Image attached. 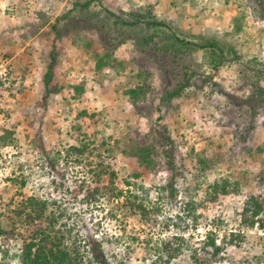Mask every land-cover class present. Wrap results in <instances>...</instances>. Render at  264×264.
Instances as JSON below:
<instances>
[{
	"label": "rangeland",
	"instance_id": "374dc122",
	"mask_svg": "<svg viewBox=\"0 0 264 264\" xmlns=\"http://www.w3.org/2000/svg\"><path fill=\"white\" fill-rule=\"evenodd\" d=\"M88 1L0 0V209L26 181L23 192L57 200L62 222L83 246L100 244L108 264H150L133 241L149 229L157 239L184 236L192 249L174 264H196L206 259L207 229L177 216L189 193L202 198L219 183L202 214L224 221L221 241L231 230L246 239L239 249L223 241L222 259L207 264H264V229L239 221L246 197L264 198V0H96L84 8ZM211 42L224 50L218 68L213 49L201 48ZM84 135L119 172V188L128 180L146 188L144 199L161 196L151 225L90 201L83 170L63 162L64 147ZM0 264H21L18 245L2 235Z\"/></svg>",
	"mask_w": 264,
	"mask_h": 264
},
{
	"label": "trees",
	"instance_id": "16d2710c",
	"mask_svg": "<svg viewBox=\"0 0 264 264\" xmlns=\"http://www.w3.org/2000/svg\"><path fill=\"white\" fill-rule=\"evenodd\" d=\"M94 1L96 0L88 1L83 7L90 6ZM148 25L168 28L164 22L159 21L148 22ZM179 39L184 46H196L194 42ZM201 48L213 49V67L218 68L222 65L224 50L219 48L216 42H211ZM216 53H219L220 57ZM51 67L52 64L50 69ZM50 76L51 71L44 78L47 87H49ZM76 131L80 132L81 129L78 128ZM99 151L98 146L90 142L87 135L80 136L76 146L68 144L64 147L66 157L63 158V162L67 164L71 162L74 167L83 170L82 188L86 189L90 201L95 203L103 201L111 213L122 214L124 218L137 217L142 222L151 225L154 216L162 213L161 196H158L155 202L150 199V195L144 199L142 192L146 191V188L128 180L125 181V188H119L117 185L119 172L115 171L105 158H102ZM141 153L142 163L147 168H151L154 163L150 158V150L144 148ZM47 160L52 161L50 158ZM56 163L59 161L55 160L52 165ZM167 166L172 173L168 184V195L176 201L178 199L175 183L177 169L173 158H168ZM139 178V174L133 176V179ZM19 187L21 190L18 194L19 198L11 200L9 204L0 209V235L13 239L18 245L21 264H108L104 261V252L100 244L91 243V248L83 246L82 240L73 235V230L69 225L62 222L65 209L58 204L57 200L50 196H41L36 191H32L29 195L26 194L23 192V189L28 187L26 181H23ZM219 191V183L210 185L205 196L200 198L199 190L195 189V194L189 193L186 200L182 202L181 213L177 216V219L183 222L190 220L194 231H198L201 225L207 229L201 250L206 255V259L198 260L196 256L193 258L196 264H207V261L211 259H222V254L226 251L220 246L223 241L229 239L228 244L224 246L239 249L246 239L243 231L231 230L229 235H223L221 241L220 231L224 221L221 219L209 221L204 218L202 209L207 207V203L218 200ZM179 199L181 201V197ZM242 208L239 214L240 225L252 228L257 224L259 229L263 230L264 198L257 195L248 196ZM137 232L140 235L133 237V241L146 251L151 259L150 264H174L185 251L192 249L182 235H173L169 239H157L152 229Z\"/></svg>",
	"mask_w": 264,
	"mask_h": 264
}]
</instances>
